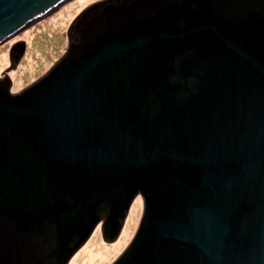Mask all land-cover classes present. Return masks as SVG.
<instances>
[{
	"label": "water",
	"instance_id": "95a60500",
	"mask_svg": "<svg viewBox=\"0 0 264 264\" xmlns=\"http://www.w3.org/2000/svg\"><path fill=\"white\" fill-rule=\"evenodd\" d=\"M66 1L0 0V45ZM68 38L0 78V264L115 241L137 197L112 264H264V0H103Z\"/></svg>",
	"mask_w": 264,
	"mask_h": 264
},
{
	"label": "rangeland",
	"instance_id": "374dc122",
	"mask_svg": "<svg viewBox=\"0 0 264 264\" xmlns=\"http://www.w3.org/2000/svg\"><path fill=\"white\" fill-rule=\"evenodd\" d=\"M100 1L103 0H67L57 9L0 45V78H3L5 74L8 76L12 93H17L31 85L61 59L68 47V32L76 19L88 7ZM20 41L24 42L23 53L15 68H9L10 49L13 44ZM137 198L140 201V207L138 204L136 207L135 203L131 205L115 241L103 240L98 225L67 264H103L106 259L99 262L96 261L98 257L92 259L91 254L83 255L85 250H91L96 244V247L106 248L111 252L105 264H112L129 244L141 219L142 201L141 198ZM93 254L97 255L95 251Z\"/></svg>",
	"mask_w": 264,
	"mask_h": 264
},
{
	"label": "bare ground",
	"instance_id": "6f19581e",
	"mask_svg": "<svg viewBox=\"0 0 264 264\" xmlns=\"http://www.w3.org/2000/svg\"><path fill=\"white\" fill-rule=\"evenodd\" d=\"M133 203H135V206H136V207H137L138 205H139V207H140V201H139V199H135V200L133 201ZM133 203H132V204H133ZM137 204H138V205H137ZM96 245H97V244H96ZM96 245L93 246V248H92L91 250H89V251L85 250V251L83 252V255L91 254V255H92V259H93L94 257H98V259H97L96 261H99V262H102L103 259H106L105 262L103 263V264H105V263L107 262V259H108V257H109V255H110L111 252H109L106 248L101 249L100 247H96ZM102 248H103V247H102ZM93 251H95L96 254L99 255V256L94 255V254H93ZM92 259H91V261H92V262H95V260L93 261Z\"/></svg>",
	"mask_w": 264,
	"mask_h": 264
},
{
	"label": "flooded vegetation",
	"instance_id": "af4514ba",
	"mask_svg": "<svg viewBox=\"0 0 264 264\" xmlns=\"http://www.w3.org/2000/svg\"><path fill=\"white\" fill-rule=\"evenodd\" d=\"M140 198V197H139ZM136 199H138V198H136Z\"/></svg>",
	"mask_w": 264,
	"mask_h": 264
}]
</instances>
